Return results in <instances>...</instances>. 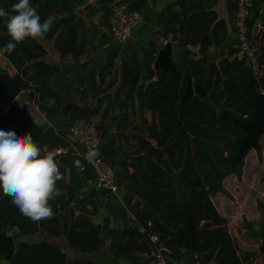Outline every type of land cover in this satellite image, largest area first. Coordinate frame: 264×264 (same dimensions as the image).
<instances>
[{"label":"trees","instance_id":"16d2710c","mask_svg":"<svg viewBox=\"0 0 264 264\" xmlns=\"http://www.w3.org/2000/svg\"><path fill=\"white\" fill-rule=\"evenodd\" d=\"M85 0H0V54L15 68V77L26 82L24 95L40 110L55 114L61 98L49 86L50 78L58 66L44 60L46 49L31 34L37 32L44 39L53 40L61 54L78 56L85 51L86 40L80 31L81 19L73 8ZM100 6L101 23L109 27L112 6L126 2L131 10H140L146 0H95ZM233 0L230 1L232 4ZM235 2V0H234ZM203 0H175L160 10L157 25L162 33L176 44L184 46L178 55L175 71L153 68V55H145L148 78L156 77L154 84L162 97L158 110L154 98L140 81L138 61L129 56L121 61L122 77L113 96L104 94L114 81L112 63L96 66L91 72L77 77L74 89L82 103L70 111L71 124L99 113L104 100L119 101L120 119L117 128L127 125L129 108L140 114L137 123L131 124L133 133L109 132L103 121L96 122L100 137V152L110 162L121 151V178L125 192L123 200L132 217L110 243L115 256L139 264L142 253L150 252L149 236L157 234L173 260L179 261L183 240L175 232L185 227L176 189L165 179L175 174L187 193V201L195 217L196 228L201 232L196 252L198 261L206 264H242L234 240L228 233L227 222L220 216L211 196L223 191L220 181L231 173L239 175L243 157L233 164L237 151L236 139L243 130L219 116L214 104L227 115L238 119L250 118L253 109L244 104L250 98L249 71L243 61L229 60L224 54L233 52L231 45L220 46L226 36L224 20L217 19ZM177 8V10L175 9ZM256 13V12H255ZM254 14L248 20L252 30ZM264 20V18H263ZM264 27V21H263ZM257 57L260 75H254L256 87L264 89V30ZM199 44L200 58H193L187 45ZM219 49L221 58L210 55L211 45ZM188 77L198 81L206 94L193 95L184 102L181 97ZM90 94L96 99L88 104ZM5 112L0 106V165L11 170L30 169L38 172L51 167L53 157L45 151L65 146L68 138L51 126H35L16 101H7ZM149 110L151 119L143 116ZM108 108L102 113V118ZM132 140L124 151V145ZM18 187L15 191L0 192V231L13 227L19 235L32 234L40 227V218L46 233L63 235L70 246L81 252H92L103 246L101 226L90 219L95 212L92 196L77 198L72 192H37L25 195ZM19 208H17V206ZM249 235L255 233L246 224ZM18 235V236H19ZM4 254L0 251V260ZM4 264H93L88 260L67 261L60 247L46 241L16 243L11 258Z\"/></svg>","mask_w":264,"mask_h":264},{"label":"crops","instance_id":"0c3cea01","mask_svg":"<svg viewBox=\"0 0 264 264\" xmlns=\"http://www.w3.org/2000/svg\"><path fill=\"white\" fill-rule=\"evenodd\" d=\"M174 1L146 0V5L140 9L143 15L142 24L124 43L112 40L107 24L103 25L101 23L100 16L102 11L95 0H85L83 3L74 6V13L81 19V35L86 40L85 51L78 56L71 54L61 55L55 49L52 39L47 40L37 32L26 31L25 34L34 36L46 49L44 60L58 66V71L50 78L49 86L58 93L61 98V104L55 114H48L29 101L24 92H22L23 100L18 104H20L24 113L34 122L35 126H51L56 132L67 136L69 139L71 138L69 130L71 126L70 111L73 107L82 103L81 97L75 91L73 84L77 77L88 74L98 65L112 63L111 74L107 79L111 78L114 81V85L106 90L104 94L113 96L122 77L121 61L124 57L131 56L138 61L141 76L145 75L147 80L155 81V76L152 78L147 77L144 57L147 54L155 57L156 51L160 48L156 44V38L162 33V27L157 25L158 13L167 4ZM203 1L204 5H209L208 9L215 12L217 19H222L225 22L226 36L220 46L231 45L234 50L235 40L232 28L235 9L234 0L232 4H230L231 0ZM263 5L264 0L253 1L251 17L256 14L254 22L259 18ZM175 9L177 10V8ZM263 18L264 15L260 20L257 32L253 34L254 23L251 30V38L257 43L259 48L261 45L260 34L264 30ZM173 44L178 45L176 43ZM187 48L191 50L193 58L201 57L199 44L187 45ZM208 53L215 55L216 61L221 58L219 49L213 44L209 47ZM178 55L173 56L172 59L174 61L177 60ZM224 56L229 60L233 59L226 53ZM7 63L9 64L8 71L10 75L14 76L15 68L0 54V69H3ZM192 80L194 81L193 78ZM140 81L144 83L141 79ZM261 91L264 92V89H261ZM84 100L88 104L96 102V99L92 98L90 94ZM110 101L108 102L107 99L102 102L99 113L94 116L96 122L103 121L108 126L109 132L112 133L118 131L126 134L133 133L131 124L138 122L140 117L138 110L134 108L136 112H133L130 107L128 109L129 116L127 117L128 124L118 129L116 125L121 113L119 101L116 100L115 104L112 98ZM0 106L5 112L7 111L8 105H2L1 103ZM213 106L219 116L224 114L218 105L214 104ZM106 108H108V111L105 113V117L102 118L101 115ZM142 114L147 119H151L149 110H143ZM132 143L133 141L129 139L127 144L124 145L122 140L121 144L124 151ZM259 148H251L248 155L249 161H245L243 157V166L239 175L235 173L225 175L220 181L223 191H218L211 196L218 214L227 222L228 233L234 240L242 264H264V253H260L262 242L264 241V135L259 139ZM53 158L51 167H43L38 171V180L41 183H46L49 180L62 182L65 184V189L58 191L50 186L28 182V184L21 187L20 192L24 195L31 191L42 193L72 192L77 198L92 196L95 203V212L90 216V219L100 224L104 244L95 251L81 252L72 248L63 235L49 234L41 228L35 233L17 236L15 238L16 243L19 241H46L60 247L66 254L67 261L88 260L93 264H133L124 257L115 256L110 247L112 239L123 228L124 223L132 217V212L127 208L123 200L125 189L120 170L121 163L124 160L123 151L110 160L117 178V189L115 192L97 187L90 164L84 162L82 165L76 166L69 155L55 156ZM246 224L252 227L255 233L254 236L249 235ZM178 263L201 264L195 251L185 249H183ZM206 264H214V262L212 260Z\"/></svg>","mask_w":264,"mask_h":264},{"label":"water","instance_id":"95a60500","mask_svg":"<svg viewBox=\"0 0 264 264\" xmlns=\"http://www.w3.org/2000/svg\"><path fill=\"white\" fill-rule=\"evenodd\" d=\"M62 1L63 0H60V2ZM263 15L264 5L263 10L259 14V18L254 22L253 34L257 32L258 25ZM183 49L184 47L180 45H174L170 42L164 43L163 47L159 48L155 53L153 67L161 68L163 71H175L177 64L172 58L183 51ZM8 67L9 64L7 63L3 69H0V104L7 101H16L20 103L23 100V95L21 93L26 87V82L18 77L10 75ZM141 80L145 84V90L153 96L154 110L157 111L162 93L157 90L154 81L147 80L145 75L141 76ZM249 88L250 98L246 99L244 104L253 109V114L250 118L238 119L225 113L220 116L239 127L244 132L242 136L236 139L237 151L234 156L233 164L244 157L245 153L251 148L259 147V139L264 135V92L256 87V81L252 71H249ZM205 94L206 90L201 87L200 83L188 77L181 101L184 102L186 98H190L193 95L203 97ZM28 182L50 186L58 191L65 189V184L62 182L49 180L46 183H41L38 180V172H32L30 169L17 171L0 165V192L6 193L15 191L18 187H23L28 184ZM165 182L174 185L177 201L182 202L181 209L177 210L175 213L184 218L185 227L181 230H177L175 234L183 240V249L197 251L201 232L196 228L195 217L191 212L190 204L187 201V193L183 188L182 182L176 178L175 175L166 178ZM19 206L20 205H18L17 208H19ZM39 227H43L42 218H40ZM18 235L19 231L16 227H13L9 232L0 231V251L4 254L3 259L0 260V264H4L11 258L16 249L15 238ZM260 253H264V241L262 242Z\"/></svg>","mask_w":264,"mask_h":264},{"label":"built area","instance_id":"2783aa9c","mask_svg":"<svg viewBox=\"0 0 264 264\" xmlns=\"http://www.w3.org/2000/svg\"><path fill=\"white\" fill-rule=\"evenodd\" d=\"M254 0H235L232 28L234 34V50L229 55L233 59L241 60L247 65L253 75L260 74L257 61L259 47L251 38L248 20ZM141 10H131L126 2H119L112 6L109 18V35L114 42L124 43L130 35L142 24ZM172 41L170 37L160 33L156 44L161 48L164 43ZM24 92V90H23ZM71 138L65 146H59L45 151L46 158L69 155L76 166L84 162L90 164L93 177L98 188L115 192L117 189L116 173L111 163L100 152V137L94 116L74 121L70 126ZM150 252L142 253L139 264H177L170 256L168 249L160 241L157 234L149 236Z\"/></svg>","mask_w":264,"mask_h":264},{"label":"rangeland","instance_id":"374dc122","mask_svg":"<svg viewBox=\"0 0 264 264\" xmlns=\"http://www.w3.org/2000/svg\"><path fill=\"white\" fill-rule=\"evenodd\" d=\"M258 148H259V147H258ZM256 150H257V149H256ZM259 153H260V148H259ZM248 155H249V150H248L247 153H245V156H244L245 161H249V160H248Z\"/></svg>","mask_w":264,"mask_h":264}]
</instances>
